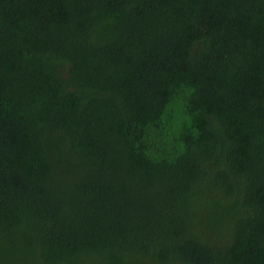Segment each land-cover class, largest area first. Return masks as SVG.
Segmentation results:
<instances>
[{
	"label": "trees",
	"instance_id": "trees-1",
	"mask_svg": "<svg viewBox=\"0 0 264 264\" xmlns=\"http://www.w3.org/2000/svg\"><path fill=\"white\" fill-rule=\"evenodd\" d=\"M0 264H264V0H0Z\"/></svg>",
	"mask_w": 264,
	"mask_h": 264
}]
</instances>
